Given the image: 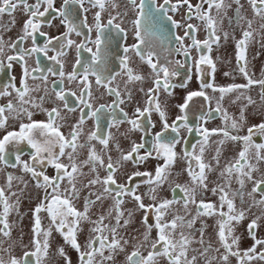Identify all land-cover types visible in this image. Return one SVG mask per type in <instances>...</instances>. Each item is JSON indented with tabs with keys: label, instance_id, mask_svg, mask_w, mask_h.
Masks as SVG:
<instances>
[{
	"label": "snow or ice",
	"instance_id": "snow-or-ice-1",
	"mask_svg": "<svg viewBox=\"0 0 264 264\" xmlns=\"http://www.w3.org/2000/svg\"><path fill=\"white\" fill-rule=\"evenodd\" d=\"M247 3L251 18L243 13L241 0H200L197 4L191 0H163L162 3H157V0H62L58 8L55 0H0V71L7 69L11 72L15 65L21 68L18 85L16 76L10 75L8 83L0 88V98L10 97L6 104L0 105V129H5V134L0 137V165L19 168L30 174L35 188L43 190L42 197L38 194L39 202L31 210V239L23 246L22 255L17 257L13 255L15 242L12 241L9 216L12 212L20 215L24 189L17 192L12 188L15 180L24 183L25 188L27 183L23 177L8 173L6 184L0 186V253L7 254V259L0 255V264H48L50 238L54 231L78 253L79 264H115V257L125 253L130 244L132 250L127 252L124 264H158L159 258L165 259L167 264H199L200 261L203 264H230V257H234L237 264L264 262V239L256 234L260 221L264 220V168H261L264 164V142L254 139L260 137L264 140V120L249 126L246 134H239L247 122L246 109L257 103L241 90L258 85L260 102L264 105V73L260 79H254L248 71L246 55L249 44L257 36L264 47V0H247ZM121 4L123 10L116 11L115 15L108 11L109 8H120ZM233 4L236 5L234 15L229 17L227 10ZM92 9L96 11L93 13L94 23L90 25L84 14ZM181 9L185 11L178 21L174 15ZM18 10L26 19L17 37L6 41L3 33L15 27L14 13ZM105 12H108L106 22L102 18ZM129 12L133 14L131 18ZM5 14L10 18L6 24L2 22ZM57 19L65 29L60 35L49 36L41 30L45 24L51 27ZM193 19L203 25L206 37L202 40L196 35L199 26L190 22ZM225 19L230 28L240 29V38L235 40L236 70L246 83L217 86L214 83L216 63L211 57L213 46L219 48L222 38L225 41L230 36L235 39L224 30ZM125 20L132 26L135 42L131 45L126 43L129 30L122 26ZM165 21L173 29L183 28L184 32L182 36L175 35L176 47L165 49L168 55L161 61L151 37L155 25ZM73 34L82 39L77 42L72 39ZM38 37L44 38L42 45L38 43ZM186 39L191 42L186 44ZM122 40L124 44H121ZM28 41L31 47L25 46ZM72 48H75V62L66 72L63 58ZM193 49L198 58L191 56ZM50 51L55 54L50 56ZM172 53L184 59H169ZM130 54L147 65L152 80V86L146 91L139 89L144 94L145 103L143 107L137 105L131 115L122 107L133 99L129 85L142 83L145 76L133 67ZM40 55L59 67H49L38 58L35 66H30L29 58ZM190 60H193V65H189ZM193 66L200 90L187 93L183 103L176 105L179 115L169 123L160 94L163 91L171 96L173 89L187 87L192 79ZM114 68L119 70L114 71ZM182 69H186L184 79L176 84L173 81L182 75ZM49 75L58 77L51 81L50 91ZM231 75L230 71L224 72L226 77ZM118 77L123 81V89L116 83ZM29 80L39 83L30 85ZM66 83L74 84L75 90L66 88ZM207 89L219 93L214 108L211 106L213 97L207 94ZM238 91L240 95L236 100L245 103L236 117L223 107V101L227 95ZM96 92H99V97ZM33 93L42 94L35 96ZM104 96L111 97V101L97 106L94 101ZM195 97H202L208 107L204 109L202 106L201 111L194 114L193 121L190 120L189 108ZM46 101L53 106L43 107ZM33 109L45 113L46 119L34 120ZM153 112L159 115L160 131H151L155 128L151 119ZM77 113V118L69 123V115ZM215 114H219L223 126L205 127ZM22 117H26L27 122H23ZM10 118L21 120L18 129L7 130ZM89 120L93 121V127L86 131ZM123 124L129 127L121 133ZM66 126L69 128L67 134L62 131ZM182 129L189 135L198 136L196 143L189 144L181 135ZM137 131L142 133L140 142L131 141L128 150L122 149L120 137L127 138ZM147 136H151L148 148L145 147ZM213 136L220 139L212 141L210 138ZM228 142L239 145V149L221 167L224 146ZM177 146H181L180 152H177ZM24 147L29 149L27 160L22 159ZM210 149L214 154L208 159L206 153ZM151 160L157 161L154 171L138 170ZM178 160L184 162L183 172L188 177L183 184L169 179ZM128 164L135 170L126 173L125 182L120 183L117 174ZM49 167L54 169L53 175L47 174ZM213 172L218 175L215 181H211L213 186L209 187V175ZM137 177L142 178L140 183H133ZM233 183L238 187L233 188ZM141 184L148 186L143 194L137 191ZM165 184L173 194L171 198L159 197V191ZM249 184L251 188L247 190ZM84 189L88 191L80 210L75 201L80 199ZM208 192L216 196L217 201L208 200L205 196ZM126 197L134 202V211L123 208ZM145 197L150 203L144 202ZM237 199L241 204L239 208ZM105 201H111V204L93 219L90 215L92 207L98 203L103 207ZM193 207L195 215L191 213ZM253 207L261 209V214L247 224V233L253 243L241 250V237L236 235V228ZM136 211L143 213L142 238H126L121 230L127 232ZM41 213H45L49 220L47 228L42 227ZM206 217H216L214 239L217 247H213L211 237L205 239L207 225L203 218ZM106 220L109 222L105 223ZM198 220L201 227L195 229ZM85 223L91 227L82 245L78 234L83 231ZM153 231L155 238L152 237ZM196 232H199V237ZM6 243L8 246L4 247ZM54 255L63 258L64 264H72L64 247L57 248Z\"/></svg>",
	"mask_w": 264,
	"mask_h": 264
},
{
	"label": "flooded vegetation",
	"instance_id": "flooded-vegetation-1",
	"mask_svg": "<svg viewBox=\"0 0 264 264\" xmlns=\"http://www.w3.org/2000/svg\"><path fill=\"white\" fill-rule=\"evenodd\" d=\"M30 2H34V0H30ZM119 2V0H118ZM163 0H157V3H162ZM191 2L193 4H197L200 2V0H191ZM241 3L244 5L243 8V13L251 18L252 17V13L251 10L248 6L247 0H241ZM62 4V0H55V6L58 8L60 7ZM86 7H89L88 5H85ZM206 7V5H205ZM236 5L233 4L232 8H229L227 10V15L229 17L234 15V9H235ZM123 10V4H121V7L115 10H112L111 8H109L108 11L112 12L113 15H115L116 11H122ZM94 11H96V9H92L89 12H87L86 15L87 16V22L91 25L94 23L93 21V13ZM185 9H181L180 13L175 14L174 15V19L180 21L182 19L183 13H184ZM15 18H16V25L14 28H12L11 31H5L3 33L4 39L6 41L10 40V39H15L18 35V33H20L21 28H22V24L23 21L26 19V17L24 16V14L21 11H17L16 13H14ZM132 13L129 12V18L132 17ZM103 20L106 22L108 19V12H105L103 14ZM9 16L7 14H5L2 18V22L3 23H7L9 21ZM79 22V21H77ZM193 24H196L199 26L200 30L197 32V38L198 39H204L206 37V32L203 29V25L200 23V21L193 19L192 21H190ZM124 27H126L129 30V35L127 37V41L126 43L128 45H131L132 43H134V38L131 32V24H129L127 22V20H125L124 25H122ZM255 26V25H254ZM224 30L229 31L232 36L235 37V39H233L231 36L230 38L225 41L223 40V38L221 39L220 42V47L217 48L215 45L213 46V51L211 53V57L214 60V62L216 63V73H215V81L214 83L217 86H226L228 84L231 83H246V80L244 79V77L238 72V70H236V60H235V40L240 38V29L239 28H235V26L233 27H229L228 25V21L227 19L224 20V24H223ZM42 31H45L48 33L49 36H57L60 35L65 29L63 28L62 25L59 24V20H55L52 22V26L49 27L47 24H45L42 29ZM86 31V30H85ZM184 29L180 28V29H173L170 25V23H168L167 21L163 22V23H158L155 25V27L153 28V35L151 37L152 42L156 48V50L160 53V57H161V61H163V57L168 55V53L165 51V49H174L176 47V41H175V35H183ZM113 36H115V33L113 32ZM92 38H95V31L92 32ZM117 39H119V37H116ZM72 39L76 40L77 42H79L82 37H77L75 34H73ZM260 40V37L257 36L248 46L247 48V61H248V71L250 73V75H252V77L254 79H260L262 77V73H264V47L261 46V43L258 42ZM191 41L190 40H185L186 44H189ZM38 43H40L41 45L44 43V38L43 37H38ZM125 41H121V44H124ZM26 47H31V42L28 41L25 44ZM91 46V45H90ZM113 47H115V43L113 42ZM55 52H49V55H54ZM75 48L69 49L67 52L66 57H64V62H65V71L68 72L71 70L72 64L75 62ZM83 55L87 56V53H84ZM132 56V63H133V67H135L142 75L145 76V80L140 83L137 82L135 84L129 85V87L132 89L133 91V99L131 102L126 103L125 105H122V107H124L125 111L129 112V114L131 115V113L134 111V108L139 105L141 107L144 106L145 103V97L143 92H140L139 89L143 88L145 91L152 86V80H151V73H150V69L147 67V65L143 64L141 61H139V58L136 57L134 54H130ZM191 56L193 58H198V53L196 52L195 49L191 50ZM40 59L42 61L43 64L49 66V67H55L58 68V65H53V62L47 60L45 57H43L42 55H40L39 57H31L28 60V63L30 66H35V62L36 59ZM169 59H180L183 60L184 57L183 56H179L176 55L175 53H172V55L169 57ZM118 63V61H117ZM189 65H193V60H190ZM205 69L207 70V66H204ZM258 70V72H253V70ZM118 68H114V71H118ZM186 71V69H182V75L178 78H176L173 82L176 84H180L183 79H184V75L183 73ZM226 71H230L232 72L231 76H224V72ZM10 75H15L16 76V83L17 85L19 84V80L21 78V68L19 65H15L14 68L12 69L11 72H9L7 69H5L4 71H0V88H2L6 83H8L9 81V76ZM206 79H210V77H205ZM58 79V77L55 76H51L49 75V91L52 87L51 81L52 80H56ZM94 80V78H93ZM39 83V81H31L29 80V84L33 85ZM117 84L120 85L121 89H123L124 85H123V81L121 80L120 77L117 78L116 81ZM66 88H72L73 90H75V85H69V84H65ZM200 90V84H199V80L197 79V74L195 72V68L193 66V72H192V79L191 81L188 82L187 87L185 88H181V87H177L175 89L172 90V95L171 96H167L166 93H164L163 91L160 94V100L162 103V106L165 108L166 113H167V118L169 123H171L175 117L177 115H179V109L176 107V105L183 103V99L184 97L187 95V93L189 91H198ZM100 91H103L102 89ZM244 91L245 95H250L254 100H256V104L255 105H251L246 109L245 115L247 117V122L244 124L243 129L240 131V135H244L246 134V130L249 126H251L252 124H256L261 122V120H264V105L261 104L260 102V88L258 85L253 86L251 89L249 90H241ZM207 94L210 97H213L212 102H211V106L214 108L215 105V101L216 99L219 97V93H213L211 89H207L206 90ZM42 93H33V95L35 96H39ZM95 95L97 97H99V92H96ZM240 95V92H233L229 95H227L225 97V100L223 101V107L226 108L228 110V112L230 114H232L233 116L238 117L239 116V109L240 107L245 103V101L243 100H236V97ZM8 99H10V97H3L0 98V105L6 104ZM233 100H236V103H232ZM111 101V97H107L104 96L102 98H98L96 101H94L97 106L99 103H107ZM53 105L49 102H45L43 107L45 108H50ZM204 107V109H207L208 105L204 102L202 97H195L193 98V101L190 103V120H195V115L196 113H199L201 111V107ZM34 112V116L33 119L34 120H45L46 119V114L43 113L42 111H38L33 109ZM78 116L77 114H70L69 115V123L73 122ZM251 116L257 117L255 120L250 121L249 118H251ZM23 120V122H27L26 117H22L21 118ZM152 121L155 123V128L151 129L152 132H156V131H160L161 130V123H160V118L159 115L155 112L152 113L151 116ZM21 122V120H13V119H9L8 121V127L7 130H14V129H18L19 127V123ZM197 123H199V121H196ZM205 127L212 129V128H217V127H222L223 123L222 120L219 116V114H215L213 119H210L205 125ZM93 127V121L89 120L85 126V130H89ZM128 125L127 124H123L120 126V132L124 133L127 131L128 129ZM62 131L65 132V134H67V132L69 131V128L66 126L64 128H62ZM115 131V130H113ZM5 134V129H0V137H2ZM235 134V133H234ZM142 133L137 131V132H133L131 133L127 138L121 136L120 137V145L121 148L124 150H128L130 147V143L131 141H136V142H140V138H141ZM181 135L183 137H185L188 141L189 144L192 143H196V141L199 139L198 136H196L195 134L189 135L187 133L186 130H181ZM212 141L218 140L220 139V137L218 136H213L210 138ZM254 139H256L258 142H264V140H262L260 137H254ZM145 140L147 141L145 144V147L148 148L150 147L151 144V136H147L145 137ZM99 147V145H98ZM215 145H212V148L214 149ZM239 149V145H233L231 142H228L225 146H224V151H223V157L221 160V167L223 166L224 162L228 159L231 158L236 151H238ZM13 149H11L10 146V151H12ZM181 150V146H177V152H180ZM28 152L29 149L24 147V152L22 155V159H29L28 156ZM113 156L116 155L115 152L112 153ZM213 151L210 149L207 153H206V158L210 159L211 156L213 155ZM115 157V156H114ZM157 161L155 160H151L148 161L147 163H145L144 165H141L140 168L138 170L140 171H154V167L156 165ZM185 165L183 161H177L176 165L174 166V168L172 169V173L173 175L169 178L170 182L171 181H175L176 183H186L188 181V177L186 175V173L183 172ZM1 171L2 172H6L7 174L12 171V172H18L21 171L19 168H11V167H4L2 165H0ZM261 168H264V164H261ZM133 170H135L133 168V166L131 164L126 165L125 169L121 170V172H119L117 174V180L120 183L125 182L126 180V173L130 174ZM88 169L85 168V172H87ZM11 172V173H12ZM48 175H53L54 174V169H52L51 167H49L46 170ZM177 173H180V175H176ZM25 174V173H24ZM104 173L101 172V175H103ZM25 178L27 179V181H25L27 183V188L24 187V183L23 184H19L17 180H15L13 183L16 185H13L12 191H19L20 189H24L25 194H27L28 196L30 195V198L28 199L29 201V206H28V218H27V230H28V243L31 239L32 233H31V227H32V212L31 210L35 207V205L39 202V197H42L43 195V190L41 189H36L35 188V181H33L31 179L30 174H25ZM218 173L217 172H213L209 175V187H212V183L211 181H215L217 178ZM142 178L137 177L135 179V181L133 183H140ZM5 184H3L0 180V186H4ZM166 185L165 184L163 186V188L159 191V197L162 198H171V196L173 195L170 191V188L168 187L167 191H163L166 189ZM79 186V185H78ZM147 185L145 184H141V186L139 187V189L137 190L138 193L143 194L147 191ZM233 188L238 187V185H236L235 183H233L232 185ZM249 187V185H248ZM251 188V186H250ZM249 188V189H250ZM87 189H84L81 192L80 195V199L75 201L77 208H79L80 210H82V204H83V199L84 197L87 195ZM39 194V197H38ZM26 195V196H27ZM206 198L208 200L211 201H217V197L213 196L211 194V192H208L205 194ZM199 199V197H198ZM144 202L146 204L150 203V201L148 200L147 197H145ZM240 203L239 199L236 200V204L238 205ZM111 204V201H105L103 204V207H101V205L98 203L97 205L92 207V210L94 211V209H97L95 215L93 213H90V215L92 216L93 219L94 216H98L101 212H104L107 210V208L109 207V205ZM124 208L127 209V207H133V211L135 210V204L134 202L130 199V198H125V204L123 205ZM192 215H195V208L193 207L191 210ZM183 214V213H181ZM261 214V209H259L256 212H253V214L245 221V222H241L237 228H236V235H237V231L238 229H243L245 230V233L239 235L241 237V240H251V238H249L248 233H247V224L250 222V220L252 218H254V216L256 215H260ZM19 217V216H18ZM41 217H42V227H44V223L46 221L49 220L47 219V216L45 213H41ZM170 218V217H169ZM204 223L207 225L206 229L208 227H210V229L213 230L212 233H210V235L214 236V226H215V221H216V217H206L203 218ZM18 222L21 221L20 218L17 219ZM109 221H105V223H108ZM9 223L11 224V219L9 217ZM197 223L199 224V226L195 225L196 229H199L201 227V221L198 220ZM197 224V225H198ZM142 226V225H141ZM91 227V225H87L85 227V225L83 224V228L86 229ZM205 229V230H206ZM260 232V235H259ZM60 239L63 240V238L59 235V233H56ZM256 234L258 238L264 239V220L260 221V226L256 229ZM207 233L205 234V239H206ZM199 237V235H198ZM78 240H81L80 238V233L78 234ZM241 242V241H240ZM50 243H51V247H55V249L57 248L53 243H52V238H50ZM253 241L251 240V242L247 245H245L241 250H245L249 247H251ZM66 245V244H64ZM71 251H73V254L68 255L71 259L72 263H79L78 260V253L71 248L70 245H66ZM4 247H7V245H4ZM24 249H22L19 253H17V249L14 248L13 249V255H16L17 257L22 255ZM56 250L52 251L51 249L49 250V261L48 264H60L61 262L64 263L63 258L61 257H53V255L55 254ZM0 255H4L5 259H7V254L5 253H0ZM161 259L165 264H167L166 260L163 258H159ZM73 260V261H72Z\"/></svg>",
	"mask_w": 264,
	"mask_h": 264
},
{
	"label": "rangeland",
	"instance_id": "rangeland-1",
	"mask_svg": "<svg viewBox=\"0 0 264 264\" xmlns=\"http://www.w3.org/2000/svg\"><path fill=\"white\" fill-rule=\"evenodd\" d=\"M253 72H258V70H253ZM257 117H254V116H251V118H249V120L250 121H253V120H255ZM114 156H116V155H114ZM263 165V164H262ZM84 171H85V169H84ZM12 171H10L9 173H11ZM12 174L14 175V176H18V177H23V180L24 181H27V179L25 178V174L22 172V171H18V172H12ZM6 179H7V173L6 172H2L1 171V168H0V180H1V182L3 183V184H6ZM18 181V183L19 184H23V183H21L19 180H17ZM13 185H16V184H14L13 183ZM250 186H251V184H249V187L247 188V190H250L249 188H250ZM168 184L166 185V189L165 190H163L164 192L165 191H167L168 190ZM27 194H25V192H24V194H23V196L21 197V203H20V209H19V211H20V215H19V217H18V215L15 213V212H12L11 214H10V219H11V225H12V234H11V236H12V241L13 242H15V244H14V247H13V249L14 248H16L17 249V253H19L22 249H24L23 248V246L24 245H27V243H28V230H27V218H28V206H29V201H28V199L30 198V195L28 196H26ZM258 198V197H257ZM12 199L13 200H15L16 199V197H12ZM245 200L246 201H248L249 200V198L247 197V196H245ZM249 203H250V201H249ZM237 207L239 208V207H241V204L239 203L238 205H237ZM124 208V207H123ZM124 209H126V208H124ZM133 209V207H127V209L126 210H132ZM97 209H94V211L91 209V212L90 213H93L94 215H95V213L98 211H96ZM259 210V208H256V207H253L252 209H251V211L250 212H248V214H247V218L244 220V221H242V222H245L252 214H253V212H256V211H258ZM143 216V213L142 212H139V211H136L135 212V216H134V219H133V222H132V224L129 226V228L127 229V232L125 233L124 232V230H121V232H122V234H125L126 235V238H130V236H136L138 239H140V238H142L141 237V233L144 231V229H143V227L141 226V217ZM97 217V216H96ZM95 216H94V218H96ZM18 218H20L21 219V221L20 222H18L17 221V219ZM251 218V217H250ZM113 223H114V221H113ZM198 223H196V226H199V224L197 225ZM48 225H49V223H48V221H46L45 223H44V228H47L48 227ZM85 225V227L88 225L87 223H85L84 224ZM82 227H83V225H82ZM194 228H195V226H194ZM136 229H139V231H135ZM196 229V228H195ZM213 232V230L212 229H210V227H208L206 230H205V234L207 233V236H206V240H208L210 237L212 238V242H213V247H217L218 245L216 244V242H215V239H214V236H212V235H210V233H212ZM243 233H245V230H243V229H238V231H237V235H241V234H243ZM155 235H156V233H155V231H153V233H152V237L153 238H155ZM198 235H199V232H196V236L198 237ZM259 235H260V232H259ZM87 236H88V228H86V229H84L83 228V231L82 232H80V238H81V240H79V242L83 245L84 244V242H85V240H86V238H87ZM52 243L57 247V248H59V247H64L65 248V251H66V253H67V255H71V254H73V251H71L66 245H64L65 243H64V241L62 240V239H60V237L56 234V232L54 231L53 232V235H52ZM250 238V237H249ZM248 242L250 243L251 242V240H249V241H247V240H244V241H242L241 240V242H240V249H242L245 245H247L248 244ZM5 245H7L8 246V244L6 243ZM193 247H199L198 245H193ZM56 248V249H57ZM52 251H54V250H56L55 249V247H51L50 248ZM132 250V247H131V244L127 247V249H126V252L125 253H120V254H118L116 257H115V264H124V262H125V256H126V254H127V252H130ZM244 250V249H243ZM260 249L258 248V251H259ZM221 251H223V249H221ZM107 254V253H106ZM146 254V253H145ZM190 255H191V253H190ZM210 255H218L217 253H210ZM53 257H58V256H55V255H53ZM73 261V260H72ZM60 264H64V263H60ZM72 264H79L78 262H74V263H72ZM109 264H111V262H109ZM158 264H165L161 259H158ZM199 264H203V261H200L199 262ZM230 264H237V261H236V259L234 258V257H230ZM252 264H264V262H261V261H253L252 262Z\"/></svg>",
	"mask_w": 264,
	"mask_h": 264
}]
</instances>
